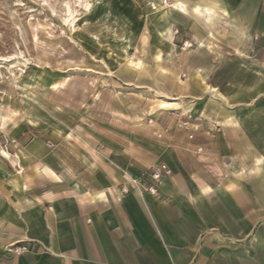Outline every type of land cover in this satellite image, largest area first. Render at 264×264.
Here are the masks:
<instances>
[{"label": "crops", "instance_id": "crops-1", "mask_svg": "<svg viewBox=\"0 0 264 264\" xmlns=\"http://www.w3.org/2000/svg\"><path fill=\"white\" fill-rule=\"evenodd\" d=\"M170 4L171 28L223 26L184 40L201 44L191 77H167L185 97L160 108L181 107L187 130L154 161L88 128L24 145L0 164V264H264V0ZM162 163L172 173L153 195ZM17 243L27 252L10 253Z\"/></svg>", "mask_w": 264, "mask_h": 264}, {"label": "rangeland", "instance_id": "rangeland-1", "mask_svg": "<svg viewBox=\"0 0 264 264\" xmlns=\"http://www.w3.org/2000/svg\"><path fill=\"white\" fill-rule=\"evenodd\" d=\"M152 2L0 0V164L19 160L16 152L38 140L53 146L57 130L86 128L109 131L113 144L154 161L171 131L187 130L181 107L160 108L185 97L183 85L166 80L191 77L199 55L189 50L201 44L184 40L221 34L222 22L206 27L191 19L171 28Z\"/></svg>", "mask_w": 264, "mask_h": 264}, {"label": "built area", "instance_id": "built-area-1", "mask_svg": "<svg viewBox=\"0 0 264 264\" xmlns=\"http://www.w3.org/2000/svg\"><path fill=\"white\" fill-rule=\"evenodd\" d=\"M162 135L159 134V137H161ZM172 171L170 169V167L165 164H159L157 166H155L154 168L151 169L150 171V181L149 184L144 185V188L146 191H148L149 193L153 194V195H157L158 194V185L161 181V179L165 176H169L171 175ZM136 184L137 181H134ZM123 190L125 192H128L129 190L124 187ZM9 252L14 254V255H20L23 254L25 252H27L28 248L26 245H23L21 243H17V244H13L9 247Z\"/></svg>", "mask_w": 264, "mask_h": 264}, {"label": "bare ground", "instance_id": "bare-ground-1", "mask_svg": "<svg viewBox=\"0 0 264 264\" xmlns=\"http://www.w3.org/2000/svg\"><path fill=\"white\" fill-rule=\"evenodd\" d=\"M171 1L169 0H153L152 4L155 7V10L161 11L160 20L164 23L169 25V22L166 18V12H164L166 9L168 10L171 7L170 4ZM181 2V1H180ZM182 3V2H181ZM177 6V5H176ZM181 7V6H180ZM174 9V8H173ZM173 12V10L171 11ZM196 12V11H195ZM181 13V12H180ZM198 13V12H197ZM54 87H56V84H54ZM3 156L5 158H11L10 154L6 151H3Z\"/></svg>", "mask_w": 264, "mask_h": 264}]
</instances>
